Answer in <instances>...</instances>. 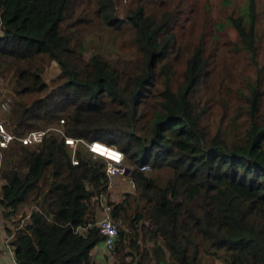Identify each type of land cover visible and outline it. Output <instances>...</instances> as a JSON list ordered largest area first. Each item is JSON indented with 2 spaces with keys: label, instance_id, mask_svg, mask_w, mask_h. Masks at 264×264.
I'll list each match as a JSON object with an SVG mask.
<instances>
[{
  "label": "trees",
  "instance_id": "16d2710c",
  "mask_svg": "<svg viewBox=\"0 0 264 264\" xmlns=\"http://www.w3.org/2000/svg\"><path fill=\"white\" fill-rule=\"evenodd\" d=\"M131 1L121 17L113 0L85 11L86 19H99L97 51L86 55L90 41L72 31L82 0H0V79L12 91L6 126L23 134L58 125L37 142L13 139L1 149L3 217L33 203L23 223L6 225L15 261L100 264L91 250L103 234L89 203L109 178L105 160L83 142L97 140L123 151L135 204L144 199L138 211L127 197L109 201L111 216L124 224L112 264H203L200 251L217 264H264L261 77H249L235 105L220 98L222 84L209 86L216 65L206 36L215 46L217 37L208 16L200 15L203 30L189 42L179 29L184 15L193 29L197 0L182 12L166 0ZM244 9L246 19L228 22L254 53V1ZM109 48L120 58L105 55ZM50 61L60 69L52 85L43 77ZM64 136L83 141L73 150ZM159 170L167 171L162 180ZM141 234L150 243L146 254L125 260L132 254L126 246L138 250Z\"/></svg>",
  "mask_w": 264,
  "mask_h": 264
},
{
  "label": "rangeland",
  "instance_id": "374dc122",
  "mask_svg": "<svg viewBox=\"0 0 264 264\" xmlns=\"http://www.w3.org/2000/svg\"><path fill=\"white\" fill-rule=\"evenodd\" d=\"M170 3L176 4V7L180 9L182 12L188 2L192 0H166ZM249 0H197L196 1V9L194 11V18L192 23H194L193 29L189 27L191 23L190 20L185 19V16H181L179 24V29L187 33V41H191L194 38H197L200 33L202 32V20H198L200 15L208 16L209 18V27L213 29V33L216 35L217 39V46L214 44V38L212 35L206 36V39L210 42V46L212 50L214 49V54L211 55V60L214 61L216 65L215 71L212 74L210 79L209 86L213 83L216 89L219 86V82L222 84V95L219 94V97H226L231 102L232 105H235L238 100L241 92L245 89L247 80H250L249 77L254 78L257 74L261 77L263 85L262 91L264 94V0H253L254 1V10L256 13L255 18V38H254V53L250 49H246L243 45H239V37L237 35L236 30L234 27L228 22L229 16H236L238 14L245 16V5ZM82 5L77 7V12H80L78 15L80 18L75 20L73 30L75 32V36L78 38H82L83 40L90 41V48L88 49L86 55H91L92 53L96 52L95 48V34L94 30L99 26V19L97 21L88 20L85 18V11H89L91 6H93L96 0H82ZM115 4V11L119 17L123 16L125 11L128 7L131 6L133 3L131 0H113ZM144 0H142V3ZM95 16V15H94ZM93 16V17H94ZM183 23V26H182ZM88 29L91 31L88 32ZM122 32V31H121ZM122 49V47L120 46ZM125 51L130 52V49L127 48ZM99 55H104L98 52ZM105 55H110L111 59L114 61L120 58L121 54L114 55L113 49L109 48L106 50ZM60 74V69L55 61H50L45 65L43 77L45 78L47 84L52 85L51 81L55 80ZM223 79L224 81H220ZM3 83L2 79H0V120L3 122L6 121V113L8 112V106L11 100V89ZM224 89V90H223ZM1 103H5L6 108L2 106ZM6 124V122H5ZM7 125V124H6ZM58 126L57 124H51L49 127ZM46 127L44 129H47ZM98 156L93 155L95 159ZM4 155H2L1 162L3 161ZM124 155V162L128 164L125 160ZM146 169V171H149ZM145 171V172H146ZM154 174L160 177V180L164 179L167 176L166 170H159L155 171ZM122 175H114L110 177L108 181V185L105 190L101 192L106 198V200L111 201V203H117L121 201L124 197H127V201L130 202V205L134 208L135 211L140 209V205H143L144 199L138 198V203L135 204V195L134 188L135 185L131 181V177ZM1 184V180H0ZM1 194V193H0ZM99 195L96 194L94 198L90 200L89 206L91 210H94L96 213V220L103 216L102 206L99 201ZM33 207L32 202H28L24 204L14 215L10 217V219H5L11 227V229H15L14 225L12 224L13 220H26L25 214L30 211ZM3 216V215H2ZM0 219L2 222V226L4 225V220ZM117 220V219H116ZM5 221V222H6ZM119 223V229L124 226L121 220H117ZM9 242V241H8ZM99 243L102 244L103 242L100 241ZM6 244V243H5ZM138 250L130 248L126 246V251H132L131 255H127L125 260L131 259H142L141 256L145 255L147 249H149L150 243L146 241L144 235H140L138 239ZM104 248V246H103ZM13 253V249H12ZM202 251H200L199 257L200 261L203 264H217L218 261H214V258L211 254H203L201 255ZM118 255L113 251H105V259L106 262H101V264H112L117 260ZM104 259V260H105ZM143 261L148 262L149 260L143 258ZM143 264V263H142ZM149 264H160L154 263L151 259Z\"/></svg>",
  "mask_w": 264,
  "mask_h": 264
},
{
  "label": "built area",
  "instance_id": "2783aa9c",
  "mask_svg": "<svg viewBox=\"0 0 264 264\" xmlns=\"http://www.w3.org/2000/svg\"><path fill=\"white\" fill-rule=\"evenodd\" d=\"M1 104L4 108H6L5 103H1ZM8 109H9V106H8ZM61 121L63 120L61 119ZM47 130L48 128L47 129H32L23 134H16L12 131H9L5 122L0 120V157H1V149L6 148L9 145L11 140L17 139L21 141L22 143L37 142L42 138L43 134ZM58 130L61 133H63L60 128ZM80 140L83 141L80 138H75L72 136H64V141L68 143V145L72 147L73 150L75 149L78 141ZM83 142L85 146L87 147V149L90 152H92V155L100 156L104 158L105 173L109 178L112 177L113 175H125L126 169L132 167V165L129 162H127L128 164L124 163V154L120 149L114 147V148H110V151L103 152L98 146L100 145L99 142L97 141H90V142L83 141ZM71 161L73 163L78 162V160L76 159V157H74V155H72ZM147 168H148V165L141 166V169L143 170ZM131 181L133 182L132 179ZM99 201L102 206L103 216L99 218L98 220H96L95 223L99 231L103 234L102 242H103L104 249L106 251H111L114 248L116 244V240L118 238L119 223L117 220L118 219L120 220V218L114 219L111 216L112 204L109 203V201L106 200L105 196L101 193L99 195ZM29 212L25 214L26 218L29 217ZM23 222L24 221L21 220L20 224ZM18 227H20V225H18ZM12 235H13V232L11 233L10 236L8 235L6 237L5 243L9 251V254L13 257L12 262L10 264H17V262L14 259L13 253H12V247H11L12 245L8 242Z\"/></svg>",
  "mask_w": 264,
  "mask_h": 264
},
{
  "label": "crops",
  "instance_id": "0c3cea01",
  "mask_svg": "<svg viewBox=\"0 0 264 264\" xmlns=\"http://www.w3.org/2000/svg\"><path fill=\"white\" fill-rule=\"evenodd\" d=\"M2 217H3L2 216V208L0 206V219H3ZM5 221L6 220H4V225L6 224L7 226H9L8 222L7 221L5 222ZM6 225L2 226V222H0V264H10L12 262V259H13V257L9 254V251H8L7 246L5 244V239L8 236L6 233ZM105 251L106 250L103 248L102 244L98 243L91 250L92 257L94 258V260L96 262H98L100 264L103 261L106 262Z\"/></svg>",
  "mask_w": 264,
  "mask_h": 264
},
{
  "label": "clouds",
  "instance_id": "9594fccd",
  "mask_svg": "<svg viewBox=\"0 0 264 264\" xmlns=\"http://www.w3.org/2000/svg\"><path fill=\"white\" fill-rule=\"evenodd\" d=\"M93 141H97V140H93ZM97 142H100V141H97ZM104 144H105V143H104ZM106 145H107V144H106ZM108 146H109V145H108ZM110 147L114 148L115 146H110ZM115 148H117V147H115ZM118 149H119V148H118ZM121 151H122V150H121ZM122 152H123V151H122ZM123 154H124V153H123ZM103 159H104V158H103ZM126 162H127V161H126ZM124 163H125V162H124ZM131 165H132V164H131ZM131 168H132V167H131ZM131 168L126 169V172H125V175H126V176L129 175V171H130ZM148 168H149V167H148ZM148 168H147V169H148ZM104 169H105V166H104ZM142 170H143V169H142ZM144 170H146V169H144ZM113 176H114V175H113ZM122 176H124V175H122ZM126 176H125V177H126ZM108 178H109V177H108ZM109 179H110V178H109ZM131 179H132V178H131ZM133 184H134V182H133ZM114 219H115V218H114ZM118 234H119V233H118ZM117 239H118V238H117ZM112 250H113V249H112ZM106 252H107V251H106Z\"/></svg>",
  "mask_w": 264,
  "mask_h": 264
},
{
  "label": "bare ground",
  "instance_id": "6f19581e",
  "mask_svg": "<svg viewBox=\"0 0 264 264\" xmlns=\"http://www.w3.org/2000/svg\"><path fill=\"white\" fill-rule=\"evenodd\" d=\"M106 146V145H104V144H101L100 143V145H98L99 147H100V149L103 151V152H105V151H110V148H112V147H108V145L104 148L103 146ZM104 148V149H103Z\"/></svg>",
  "mask_w": 264,
  "mask_h": 264
}]
</instances>
